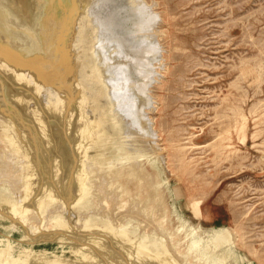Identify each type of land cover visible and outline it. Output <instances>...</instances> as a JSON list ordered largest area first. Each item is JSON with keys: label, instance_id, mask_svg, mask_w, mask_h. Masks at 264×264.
Instances as JSON below:
<instances>
[{"label": "rangeland", "instance_id": "1", "mask_svg": "<svg viewBox=\"0 0 264 264\" xmlns=\"http://www.w3.org/2000/svg\"><path fill=\"white\" fill-rule=\"evenodd\" d=\"M0 13V264H264V0Z\"/></svg>", "mask_w": 264, "mask_h": 264}, {"label": "bare ground", "instance_id": "2", "mask_svg": "<svg viewBox=\"0 0 264 264\" xmlns=\"http://www.w3.org/2000/svg\"><path fill=\"white\" fill-rule=\"evenodd\" d=\"M83 2V1H82ZM76 3H78L77 1L75 2V5H76ZM80 3V2H79ZM84 3V2H83ZM67 9V8H66ZM2 12H4V10H2ZM9 12V11H8ZM1 14V13H0ZM5 14V13H4ZM4 14H2L3 16H5ZM12 17V16H11ZM4 18V17H3ZM3 20V19H2ZM7 22V21H6ZM123 22V21H122ZM2 23H3V21H2ZM3 24H5V23H3ZM2 24V25H3ZM21 25V24H20ZM35 25V24H34ZM5 26H7V25H5ZM8 26H10L9 24H8ZM36 26V25H35ZM18 27V26H17ZM23 27V26H22ZM24 28V27H23ZM21 29V28H20ZM59 29V28H58ZM5 30V29H4ZM6 30H9V29H7L6 28ZM23 30V29H22ZM22 30H19V31H22ZM23 32H24V30H23ZM25 32H26V30H25ZM43 32L45 33V31L43 30ZM62 32V31H61ZM7 33H8V31H7ZM7 33H6V35H7ZM19 33V32H18ZM21 33V32H20ZM43 33V34H44ZM11 34V33H10ZM27 34V33H26ZM47 34V33H46ZM45 34V35H46ZM23 35V33L22 34H19V35H17L16 37H14V34L12 35H8V37H7V43H8V47H7V49H8V55H11L13 52H17L19 55H24V58H25V56H27V54L29 53V48H30V46H31V41H29L28 43H25L26 42V39L28 40V38L29 37H27V36H22ZM28 36H30L29 34H28ZM23 38L25 39V42H22V40H23ZM25 44H28V45H25ZM7 45V44H6ZM23 45H25V46H23ZM15 56H17V55H15ZM38 56V55H37ZM30 57V56H29ZM17 58V57H16ZM19 58V57H18ZM23 58V57H22ZM28 58V57H27ZM31 59V58H30ZM38 59V58H37ZM107 59V58H106ZM17 60H19V59H17ZM22 60V59H21ZM29 60V59H28ZM23 61V60H22ZM35 61V60H34ZM37 61V60H36ZM28 62V61H27ZM29 63V62H28ZM26 64V63H25ZM35 65V62H32V63H29L26 67H28L29 65V67H31V68H33L32 67V65ZM2 65V64H1ZM21 66H22V64H20ZM33 65V66H34ZM38 65V64H37ZM2 66H4V65H2ZM25 67V68H26ZM36 67V66H35ZM117 67V66H116ZM3 68V67H2ZM1 68V69H2ZM30 68V69H31ZM39 68V67H38ZM0 69V70H1ZM22 69V68H21ZM36 70H37V68H35ZM3 70V69H2ZM7 70V69H6ZM13 70V69H12ZM23 70V69H22ZM31 70H33L34 71V69H31ZM39 70V69H38ZM114 70V69H113ZM119 70H121V69H119ZM9 71V70H8ZM11 71V70H10ZM30 71V70H29ZM116 72H117V70H116ZM4 71H3V73L2 72H0V74H3L4 75ZM8 73V72H7ZM35 74H37V72H35ZM8 75V74H7ZM37 75H39V73L37 74ZM112 75V74H111ZM114 75V74H113ZM112 75V77H114ZM116 75H119V74H117L116 73ZM111 77V76H110ZM110 77L108 76V79H110ZM117 77V76H116ZM39 78V77H38ZM38 78H37V80H38ZM9 79V80H8ZM20 79H21V76H16V75H12L11 77H9L8 76V78H6V82H8V83H10V84H13L12 82H15V83H18L17 81H20ZM34 79H36V78H34ZM107 79V80H108ZM10 80H11V82H10ZM114 80V79H113ZM116 80V79H115ZM110 81H111V79H110ZM120 81V80H119ZM107 82V81H106ZM114 83V82H113ZM115 83H117V82H115ZM119 84V83H118ZM9 86V85H8ZM112 86V85H111ZM113 86H116V84L114 85L113 84ZM110 87V86H109ZM116 87H118V85L116 86ZM9 89V88H8ZM36 89H38L37 87H36ZM114 90H115V88H114ZM110 91H111V89H110ZM112 91H113V89H112ZM111 91V92H112ZM118 92V91H117ZM117 92H115V93H117ZM5 93V92H4ZM113 93V92H112ZM3 94V93H2ZM27 95V94H26ZM118 95V94H117ZM31 96H33V95H31ZM23 97V96H22ZM21 97V98H22ZM83 97V96H82ZM85 97V96H84ZM117 98V97H116ZM29 99V98H28ZM33 99V98H32ZM31 100V99H30ZM21 101V100H20ZM29 101V100H28ZM33 101V100H32ZM119 101V100H118ZM23 102V101H22ZM25 103V102H24ZM23 103V104H24ZM27 103V102H26ZM119 103V102H118ZM36 104V103H35ZM121 104V103H120ZM116 105H118V104H116ZM119 107V106H118ZM39 108V107H38ZM120 108V107H119ZM40 114V113H39ZM215 116H216V114H215ZM106 124H108V122L106 123ZM207 124V123H206ZM109 125V124H108ZM109 129V128H108ZM111 129V128H110ZM105 130H106V128H105ZM242 130V129H241ZM241 130H239V131H241ZM107 131V130H106ZM111 132V131H110ZM110 135V134H109ZM113 136V135H112ZM108 137V136H107ZM227 141V140H226ZM211 143V142H210ZM207 144V143H206ZM206 146V145H205ZM124 149H122L121 151H123ZM178 150V149H177ZM119 153H120V151H118ZM194 153V152H193ZM109 159V158H108ZM220 159V158H219ZM106 162H108V161H106ZM109 168V167H108ZM128 174V173H127Z\"/></svg>", "mask_w": 264, "mask_h": 264}]
</instances>
